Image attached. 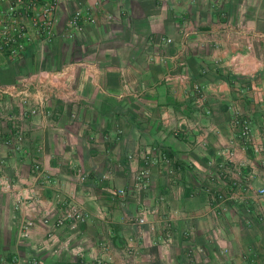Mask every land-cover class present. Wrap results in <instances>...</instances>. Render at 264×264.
<instances>
[{
	"label": "crops",
	"instance_id": "1",
	"mask_svg": "<svg viewBox=\"0 0 264 264\" xmlns=\"http://www.w3.org/2000/svg\"><path fill=\"white\" fill-rule=\"evenodd\" d=\"M93 1L59 0V24ZM9 2L0 0V10ZM97 15L70 77L59 78L60 93L46 103L49 115L25 122L23 149L0 137V264H229L248 249L264 253L256 247L264 222L248 218L242 202L214 218L207 190L226 189L212 176L234 137L229 107L249 117L253 140L264 144V0H102ZM63 41L52 47L60 51ZM7 62L0 54V71ZM7 109L18 111L3 97L0 136ZM154 147L168 152V163H145ZM236 160L251 163L253 186L264 185V152L237 149ZM34 161L50 185L35 183ZM59 197L79 204L86 221L44 224Z\"/></svg>",
	"mask_w": 264,
	"mask_h": 264
},
{
	"label": "built area",
	"instance_id": "2",
	"mask_svg": "<svg viewBox=\"0 0 264 264\" xmlns=\"http://www.w3.org/2000/svg\"><path fill=\"white\" fill-rule=\"evenodd\" d=\"M102 0H94L92 4L78 6L66 18L62 25L59 24L60 2L59 0H10L6 8L0 10V54L6 60L17 61L30 51L50 45L55 39L73 40L85 31L89 26L96 25L99 21L98 11L101 9ZM109 18V16H108ZM60 26V27H59ZM167 42L170 40L167 39ZM77 63L68 64L58 71L40 70L33 76L23 77L15 83L0 84V99L7 97L14 101L18 111L5 110L4 116L9 124L6 134L0 136L4 144L9 145L15 151L23 149L25 138V122L38 114L49 115L46 103L60 93L61 86L58 83L60 77H70L69 71ZM81 64V63H80ZM84 66V65H83ZM93 66V65H92ZM93 77V75H90ZM68 86V85H66ZM196 101H202L203 91L199 84L194 85ZM67 100L73 101V93ZM61 98V97H60ZM231 111L230 127L234 137L230 140V146L218 151L219 164L212 179H218L223 189L208 188L210 194V210L214 218L218 219L226 210L227 205L235 202L244 204V214L256 222H264V185L253 186L254 172L248 161H237L236 150H251L258 156L264 152V144L253 140L252 126L249 117L229 107ZM72 119L76 118L71 113ZM153 153L144 156L146 164H166L169 162L168 152L154 147ZM3 160L0 158V170ZM264 168V162H262ZM174 168L169 170L173 181ZM30 173L35 183L39 186L50 185L52 179L48 172L38 161L30 166ZM147 177L146 169L139 170L135 176L136 186L142 187ZM78 178L84 182L87 175L78 173ZM123 194V190L118 191ZM32 200L33 192L26 195ZM58 209L51 218L44 215L42 222L51 224L52 228L62 226L75 227L86 221L88 214L83 208L72 200L60 198ZM137 222H143V217H138ZM32 221L24 224L22 235L27 236ZM128 254H133L132 247L127 248ZM228 250L225 249L224 253ZM264 264V253H258L252 249L244 251L239 260L234 259L231 264ZM82 264H113L110 258L80 261ZM229 263V264H230Z\"/></svg>",
	"mask_w": 264,
	"mask_h": 264
},
{
	"label": "trees",
	"instance_id": "3",
	"mask_svg": "<svg viewBox=\"0 0 264 264\" xmlns=\"http://www.w3.org/2000/svg\"><path fill=\"white\" fill-rule=\"evenodd\" d=\"M52 46V44H50ZM50 46V53L46 55L47 70H55L60 65V51H57V47ZM35 50L26 52L23 57L17 61L7 60L9 68L2 69L0 71V84L15 83L23 77H27L30 74V67L37 68L38 59H36ZM33 69V68H32ZM24 71V72H22Z\"/></svg>",
	"mask_w": 264,
	"mask_h": 264
},
{
	"label": "rangeland",
	"instance_id": "4",
	"mask_svg": "<svg viewBox=\"0 0 264 264\" xmlns=\"http://www.w3.org/2000/svg\"><path fill=\"white\" fill-rule=\"evenodd\" d=\"M82 41V37L78 36L77 38L73 39V40H65L63 41V43H61L60 45V58H59V67L53 71H58L60 70L64 65H68V64H72L75 63L78 60L79 57V53H78V45L80 44V42ZM50 46L51 45H47L44 46L40 49H38L35 53L36 55V59H38V65L37 68L35 69L34 67H30V74L27 76H33L34 74L38 73L40 70H45L46 66H47V62H46V55H48L50 53ZM52 47V46H51ZM33 68V69H32ZM24 72V71H22ZM264 239H261V243L258 244L256 247L260 248L263 247L264 248ZM260 250V249H258Z\"/></svg>",
	"mask_w": 264,
	"mask_h": 264
}]
</instances>
